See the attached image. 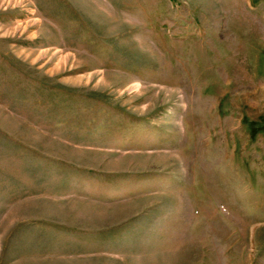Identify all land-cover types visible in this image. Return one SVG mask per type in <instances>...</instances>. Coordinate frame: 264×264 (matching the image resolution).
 Segmentation results:
<instances>
[{
    "label": "rangeland",
    "instance_id": "obj_1",
    "mask_svg": "<svg viewBox=\"0 0 264 264\" xmlns=\"http://www.w3.org/2000/svg\"><path fill=\"white\" fill-rule=\"evenodd\" d=\"M0 264H264V0H0Z\"/></svg>",
    "mask_w": 264,
    "mask_h": 264
}]
</instances>
